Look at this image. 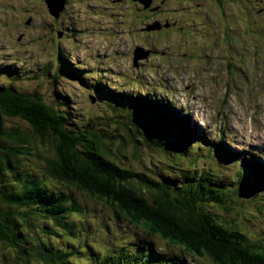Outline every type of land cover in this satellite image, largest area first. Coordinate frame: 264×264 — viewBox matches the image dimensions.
I'll list each match as a JSON object with an SVG mask.
<instances>
[{
	"label": "rangeland",
	"instance_id": "374dc122",
	"mask_svg": "<svg viewBox=\"0 0 264 264\" xmlns=\"http://www.w3.org/2000/svg\"><path fill=\"white\" fill-rule=\"evenodd\" d=\"M114 1L65 0L56 19L46 0H0V86L38 93L55 109L65 107L68 99V127L101 124L113 136L109 142L115 143L114 158L124 167L176 181L196 176L228 191L243 184V194L235 192L225 206L211 207L264 247V177L254 174L256 163L264 164V9L259 4L263 0H170L161 14L152 17L135 13L131 0ZM250 6L254 9L248 12ZM166 19L178 22L172 34L146 30L154 21L164 24ZM137 46L154 55L138 59L135 67ZM79 77L82 80H76ZM118 94H124L123 101L148 96L155 114L166 116L169 109L189 114L191 124L206 138L196 141L197 150L192 147L184 158L152 148L142 143L135 128L145 136V119L138 118L132 126L125 119L129 109L113 107L110 98ZM4 126L31 128L21 119L9 118ZM219 143L234 149L235 157L224 158L218 151L210 155L209 148ZM38 154L54 156L51 146L38 139L29 155L10 159L5 170L8 182L0 186L42 180L50 194L61 195L67 207L74 202L81 212L65 219L74 223L69 234L42 213L31 214L26 223L20 217L26 209L16 208L19 234L28 240L22 245L29 252L35 254L38 247L68 249L71 264H97L96 259L108 256L131 258L151 248L164 262L180 252L141 226L118 220L102 202L53 178ZM244 156L248 161L239 175L236 163L245 164ZM248 188L254 191L252 199ZM36 238L42 240L40 246ZM17 253L15 247L0 242V264H25ZM188 263L204 264L200 258ZM30 264L44 263L32 259Z\"/></svg>",
	"mask_w": 264,
	"mask_h": 264
},
{
	"label": "trees",
	"instance_id": "16d2710c",
	"mask_svg": "<svg viewBox=\"0 0 264 264\" xmlns=\"http://www.w3.org/2000/svg\"><path fill=\"white\" fill-rule=\"evenodd\" d=\"M73 74L77 73L74 71ZM79 79L81 77L76 78ZM122 95L118 94L110 101L115 108L129 109L125 114L128 118H124L132 126L138 124V118L145 119V136L135 126L142 143L184 158L195 147L196 141L206 138L197 126L191 124L189 114L182 116L173 109H169L166 116L155 114L148 96H129L131 99L123 101ZM64 104L65 107L55 109L38 93L0 86V184L8 182L9 175H5V170L9 169L10 159H17L22 153L29 155L40 139L42 145L49 144L54 152L53 157L38 154L53 178L102 202L114 211L118 220L141 226L148 235L158 236L181 249L164 262L155 248H151L147 253L135 252L131 258L124 255L118 260L113 256L100 257L96 259L97 264H189L188 260L198 258L204 264H264V247L250 240L239 226L223 220L211 207L225 206L235 192L243 194V184L236 191H228L213 187L196 176L176 181L175 178L161 179L124 167L114 158L112 146L115 143L109 142L113 136L107 134L101 124L92 122L77 123L78 127L69 128L70 114L66 109L71 108L70 101L66 99ZM5 118L21 119L31 128L29 131L21 127L7 129ZM216 151L229 159L236 153L222 143L209 148L210 155ZM242 161L247 162V156ZM246 164L236 163L239 175ZM254 168L257 171L254 174L264 177V164L257 162ZM208 180L210 177L206 178ZM33 181L20 185L10 182L7 188L0 186V242L18 249L17 258H22L25 264L32 263V259L44 264H71L72 252L68 249L44 250L38 247L33 254L22 245L28 240L19 234L16 208L26 209L20 215L26 223L31 214L42 213L55 227L69 234L74 223L65 219L71 213L81 212L74 202L68 203L67 207L61 195L50 194L42 180ZM247 190L249 199H252L254 191ZM36 241L40 246L42 240L36 238Z\"/></svg>",
	"mask_w": 264,
	"mask_h": 264
},
{
	"label": "flooded vegetation",
	"instance_id": "af4514ba",
	"mask_svg": "<svg viewBox=\"0 0 264 264\" xmlns=\"http://www.w3.org/2000/svg\"><path fill=\"white\" fill-rule=\"evenodd\" d=\"M116 1H122V0H115L114 2H116ZM133 3H135V9H134V11H135V13H144L145 15H148L149 17H152V16H154V15H159V14H161V11L162 10H164L165 9V4L166 3H168L170 0H164L165 1V3H164V5L161 3V4H157L155 1L156 0H154L153 1V4L151 5V7L150 8H145V5L144 4H142L141 2H138V1H134V0H131ZM180 1H183V0H180ZM209 1H211V0H209ZM218 1H221V0H218ZM259 4H261L260 5V8L261 9H264V0H263V2L262 1H259ZM140 6V7H139ZM158 6V7H157ZM154 7H157L156 9H154V10H151L152 8H154ZM252 9H254V7L253 6H250L249 7V9H248V12L249 11H252ZM259 12V11H258ZM167 14V13H166ZM184 16H185V14L182 16V18L181 19H185L184 18ZM155 22H158V23H161L160 21H158V20H156V21H154V23ZM166 22H168V23H166ZM166 23V24H165ZM165 23L163 24V23H161L163 26L160 28V30H158L157 32H148V33H150V34H154V33H166L167 35H169V34H172L171 32L173 31V32H175V30H176V28H177V26H178V22H177V20H167L166 19V21H165ZM182 25V24H181ZM163 31V32H162ZM203 38V37H202ZM176 48L177 49H181V43H176ZM187 48H190L189 46L187 47ZM199 50H201V51H203L204 50V48L202 47V46H198L197 47ZM144 49L146 50H149L150 51V55L151 56H153L154 55V53L152 52V50L151 49H149V48H147V47H144ZM183 57H184V54H183ZM144 64V63H143ZM143 64H141V66L143 65ZM140 66V67H141Z\"/></svg>",
	"mask_w": 264,
	"mask_h": 264
},
{
	"label": "water",
	"instance_id": "95a60500",
	"mask_svg": "<svg viewBox=\"0 0 264 264\" xmlns=\"http://www.w3.org/2000/svg\"><path fill=\"white\" fill-rule=\"evenodd\" d=\"M134 1L141 2L142 4L145 5V8H147L149 6V4H150V0H134ZM46 2L48 4V7H49V10H50L51 15H53L54 18L59 19L60 16H61V13L63 12V10L65 8V0H46ZM146 30L147 31L160 30L159 29V23L158 22H155V23L149 25L148 27H146ZM149 53L150 52H147L141 46L136 47L134 49V53H133V62H134L133 65L136 67L137 64H138L137 63L138 59L147 58L149 56Z\"/></svg>",
	"mask_w": 264,
	"mask_h": 264
},
{
	"label": "clouds",
	"instance_id": "9594fccd",
	"mask_svg": "<svg viewBox=\"0 0 264 264\" xmlns=\"http://www.w3.org/2000/svg\"><path fill=\"white\" fill-rule=\"evenodd\" d=\"M152 32V31H151ZM138 47V46H137Z\"/></svg>",
	"mask_w": 264,
	"mask_h": 264
},
{
	"label": "bare ground",
	"instance_id": "6f19581e",
	"mask_svg": "<svg viewBox=\"0 0 264 264\" xmlns=\"http://www.w3.org/2000/svg\"><path fill=\"white\" fill-rule=\"evenodd\" d=\"M263 164V163H262Z\"/></svg>",
	"mask_w": 264,
	"mask_h": 264
}]
</instances>
